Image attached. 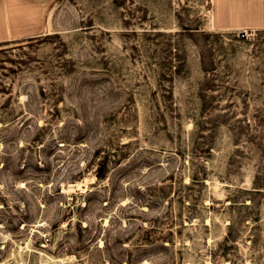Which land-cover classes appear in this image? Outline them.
Returning a JSON list of instances; mask_svg holds the SVG:
<instances>
[{
	"label": "rangeland",
	"instance_id": "obj_1",
	"mask_svg": "<svg viewBox=\"0 0 264 264\" xmlns=\"http://www.w3.org/2000/svg\"><path fill=\"white\" fill-rule=\"evenodd\" d=\"M18 2L0 264H264V28L212 0Z\"/></svg>",
	"mask_w": 264,
	"mask_h": 264
},
{
	"label": "crops",
	"instance_id": "obj_2",
	"mask_svg": "<svg viewBox=\"0 0 264 264\" xmlns=\"http://www.w3.org/2000/svg\"><path fill=\"white\" fill-rule=\"evenodd\" d=\"M213 9L217 10L219 28H264V0H212ZM24 4L18 0H0V41L19 38L22 34L11 21ZM13 24V25H12Z\"/></svg>",
	"mask_w": 264,
	"mask_h": 264
},
{
	"label": "trees",
	"instance_id": "obj_3",
	"mask_svg": "<svg viewBox=\"0 0 264 264\" xmlns=\"http://www.w3.org/2000/svg\"><path fill=\"white\" fill-rule=\"evenodd\" d=\"M96 175H97V177L99 178V177H102L103 175H104V172H103V170L101 169V168H98L97 170H96ZM230 230H228V232H229Z\"/></svg>",
	"mask_w": 264,
	"mask_h": 264
},
{
	"label": "bare ground",
	"instance_id": "obj_4",
	"mask_svg": "<svg viewBox=\"0 0 264 264\" xmlns=\"http://www.w3.org/2000/svg\"><path fill=\"white\" fill-rule=\"evenodd\" d=\"M19 264H25L24 261H20ZM40 264H46V260H41L40 261Z\"/></svg>",
	"mask_w": 264,
	"mask_h": 264
}]
</instances>
